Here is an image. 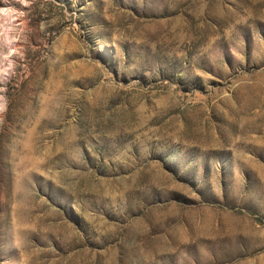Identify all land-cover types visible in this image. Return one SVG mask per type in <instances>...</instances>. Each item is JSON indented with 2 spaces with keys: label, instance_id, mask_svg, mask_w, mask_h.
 <instances>
[{
  "label": "rangeland",
  "instance_id": "1",
  "mask_svg": "<svg viewBox=\"0 0 264 264\" xmlns=\"http://www.w3.org/2000/svg\"><path fill=\"white\" fill-rule=\"evenodd\" d=\"M0 264H264V0H0Z\"/></svg>",
  "mask_w": 264,
  "mask_h": 264
}]
</instances>
